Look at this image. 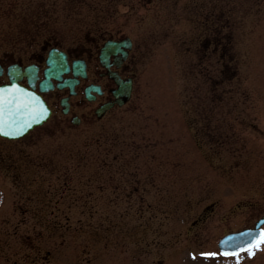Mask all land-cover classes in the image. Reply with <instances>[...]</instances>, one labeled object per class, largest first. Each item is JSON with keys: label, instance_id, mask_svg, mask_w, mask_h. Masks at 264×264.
I'll return each mask as SVG.
<instances>
[{"label": "rangeland", "instance_id": "1", "mask_svg": "<svg viewBox=\"0 0 264 264\" xmlns=\"http://www.w3.org/2000/svg\"><path fill=\"white\" fill-rule=\"evenodd\" d=\"M193 6L0 0L3 49L129 36L136 74L90 130L0 140V264H237L217 241L264 215V0H240L213 62Z\"/></svg>", "mask_w": 264, "mask_h": 264}, {"label": "flooded vegetation", "instance_id": "2", "mask_svg": "<svg viewBox=\"0 0 264 264\" xmlns=\"http://www.w3.org/2000/svg\"><path fill=\"white\" fill-rule=\"evenodd\" d=\"M239 4L240 0H194L193 43L206 49L201 62H213L219 49L230 42V31L237 22L232 13ZM107 39L104 38L94 46L83 41L80 45L65 48L45 39L40 43L38 50L30 52L18 48L5 50L0 46V86L16 81L19 85L40 94L51 110L48 119L31 128L22 139L12 140L13 142L22 141L34 133L42 134L51 127L62 132L80 128L90 130L94 123L118 107L113 104L102 117H96L95 110L98 107L115 101L119 79L125 82L131 79L134 86L136 75L131 70V65L135 63L134 46L127 52H124L121 46L118 50L103 55L102 62L100 48ZM109 39L120 40L122 37ZM51 50L54 52V59L64 63L63 72L59 73L57 78L50 75L52 71L49 69L53 70L49 59ZM81 66L84 67V72H81ZM209 77L212 75L209 74ZM68 81L73 83L72 89ZM58 83L61 88L57 87ZM45 86L46 89H43ZM88 87L90 91L86 94ZM63 98H66L64 102ZM0 140L3 142L6 139L0 136Z\"/></svg>", "mask_w": 264, "mask_h": 264}, {"label": "snow or ice", "instance_id": "3", "mask_svg": "<svg viewBox=\"0 0 264 264\" xmlns=\"http://www.w3.org/2000/svg\"><path fill=\"white\" fill-rule=\"evenodd\" d=\"M48 108L35 92H31L17 83L0 87V134L8 137L21 135L33 124L39 123L48 114ZM247 237V239H239ZM264 244V229L245 230L229 235L220 241L221 253L233 256L237 264L241 258L238 253L246 251L249 256ZM202 255H216L202 253Z\"/></svg>", "mask_w": 264, "mask_h": 264}, {"label": "water", "instance_id": "4", "mask_svg": "<svg viewBox=\"0 0 264 264\" xmlns=\"http://www.w3.org/2000/svg\"><path fill=\"white\" fill-rule=\"evenodd\" d=\"M119 44H124V45H128V44H125V42H112V41H110V42H107L106 44H105V46H104V52H106V51H108V50H110L113 46H117V45H119ZM130 89H131V87H130V85L129 86H121L120 87V89H119V91H118V93H117V96H118V103L119 104H122L128 97H129V94H130ZM103 110V109H102ZM99 114H101V113H99ZM41 121V120H40ZM39 121V122H40ZM263 220L262 219H260L258 222H257V225H260V223L262 222ZM253 231H255V230H253ZM241 232H243V231H241ZM241 232H238V233H232V234H229V235H236V234H239V233H241ZM229 235H226V236H229ZM226 236H224L223 238H225ZM222 238V239H223ZM221 239V240H222ZM239 239H247V237H239V236H237V240H239ZM220 240V241H221ZM219 246H220V242H219ZM220 248H221V246H220Z\"/></svg>", "mask_w": 264, "mask_h": 264}]
</instances>
